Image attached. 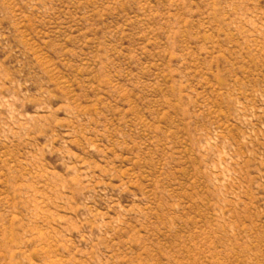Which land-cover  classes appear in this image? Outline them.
<instances>
[{"label":"rangeland","instance_id":"obj_1","mask_svg":"<svg viewBox=\"0 0 264 264\" xmlns=\"http://www.w3.org/2000/svg\"><path fill=\"white\" fill-rule=\"evenodd\" d=\"M0 264H264V0H0Z\"/></svg>","mask_w":264,"mask_h":264}]
</instances>
